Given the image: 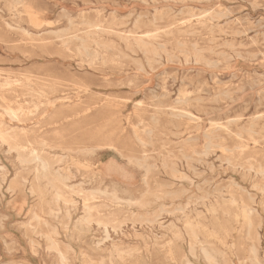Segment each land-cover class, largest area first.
I'll return each mask as SVG.
<instances>
[{"label":"rangeland","instance_id":"1","mask_svg":"<svg viewBox=\"0 0 264 264\" xmlns=\"http://www.w3.org/2000/svg\"><path fill=\"white\" fill-rule=\"evenodd\" d=\"M146 35L149 51L133 40ZM0 125L24 127L47 151L65 154L71 183L110 187L123 174L134 189L122 197L152 201L121 205L122 229H110L111 239L140 249L115 264H207L199 245L190 252L188 217L219 264H250L253 242L264 264V0H0ZM106 143L144 159L147 182L145 169L116 148L85 150ZM110 161L117 172L101 180ZM21 167L0 138V264H61L49 239L66 264H109L111 250L87 247L102 231L75 226L81 196L72 194L78 206L70 217L51 216V193ZM173 167L182 179L174 180ZM217 188L234 198L218 220L202 198ZM165 190L179 197L156 196ZM246 209L258 240L247 236ZM147 213L153 222H133Z\"/></svg>","mask_w":264,"mask_h":264},{"label":"bare ground","instance_id":"2","mask_svg":"<svg viewBox=\"0 0 264 264\" xmlns=\"http://www.w3.org/2000/svg\"><path fill=\"white\" fill-rule=\"evenodd\" d=\"M19 2H21V1H19ZM20 4H22V3H20ZM32 14H34V13L32 12ZM35 17L37 18V14L35 15ZM36 18H34V19H36ZM37 20H38V18H37ZM40 21H42V20H40ZM70 22H71V20H70ZM38 23L39 22H37V24ZM43 23H44V21H43ZM221 32H223V31H221ZM25 33H27V32L25 31ZM146 37H148V35H146V36H138V37L135 36V37H133V40L141 48L145 49L146 51H149L150 50V47H149L148 43L145 40ZM83 50H84V52H86L87 46H84ZM256 72H255V74H256ZM162 76H163V74H162ZM217 78L220 79L219 77H217ZM205 91L207 92V90H205ZM178 92H180V91H178ZM183 92H184V90H183ZM161 97H162V95H161ZM187 98H188V96H187ZM179 99H181V98H179ZM183 99H185V98H183ZM62 100H64V99H62ZM192 100H194V99H192ZM64 104L65 103H63V105ZM175 104L177 105L178 102L175 103ZM172 106H170V107H172ZM173 107H172V109H173ZM184 111H186V110H184ZM9 112H10L11 115L12 114L13 115H16L17 114V113L12 112V111H9ZM170 114H173V113H170ZM180 114H182V113H180ZM261 114L262 113H260V115ZM64 116H66V115H64ZM193 116H194V114H193ZM66 117H68V116H66ZM190 118L193 119V117H190ZM194 121H195V119H194ZM250 125H253L252 122H251ZM2 127H3V125H0V138L4 142H7V143L11 144V147H13V146L15 147V149L17 150V153H18L19 163L22 166L21 168L22 169L28 168L30 170H33L34 173H35V179H36V181L43 182V184H44L45 188L47 189V191L51 193L52 199L50 200L51 207L49 209V214L51 216H54V217H58L59 218L65 212V215L67 217H70L71 216V209L72 208L75 209L78 206V201L76 199H74V197H73L72 194H77L78 196H81V198H82V200L80 202L81 203V206H82L81 207L82 214L75 221L76 228H78L81 231H100V230L102 231V232H97V233H99V235H101V237L97 238L96 236H93L92 238H90V241L88 242V243H90V247L89 246H87V247L88 248H91L92 251H93V253H96L97 254V252H102L103 253V250H107V251L108 250H111L110 253H108L109 254L108 257L110 259L109 260L110 261L109 264H115L114 261H115L116 258H118V257H120L121 259L124 258V257H122V254L121 253H123V252H125V253L129 252L130 253L131 250L132 251L133 250L135 251L137 247H139V249H140V245H139L140 243L138 244V246L136 244H134L135 246L132 245L133 247L130 245L132 248L135 247V249H132L130 246L129 247L127 245L125 246L124 244H122L121 242H119L120 240L119 241H116L114 239H111L110 229H112L115 232H118L119 230L122 229L123 220H120L117 217L118 216V212H119V210L122 207L121 206L122 204L127 203V204H130V205L138 204L140 206H147V205H149V204L152 203L151 200H146V199H144V197L143 198H135L133 196H130V197H125L124 198V197H122L120 195V192L128 193V192L132 191L134 188H133V186L128 185V184H125L124 182H122L120 180V178H123V174H120V177H118V176H117V178L114 177L116 179V180H114V178H113V176L111 174L117 172V166H116L117 163H115L114 161H110L109 163L106 164V167H109L110 169H112V172L111 171H108V170H105V169H103L101 167L100 170H99V172L97 173L98 174V177H100L101 180L106 179V177L113 178V182H112V184H111L110 187L106 186V187H96V188H85L81 183H77V184L76 183H71V180L74 178V176H75L74 174L75 173L73 174L71 171H69V170H67L66 168L63 167V163H64L65 157H66L65 154H61V155L57 156V155L52 154V152L47 151L44 148V146H47L48 145L46 143V140H37V139H35L34 141H32L29 138V136L27 135V131L28 130L26 128H24V127L20 128L19 130L18 129H15L14 132H9V130L7 128L6 129L5 128L3 129ZM225 128H226V126H225ZM34 130H35L34 128H31V130H29V131H34ZM252 130L253 129H251V131ZM17 131H20V132H17ZM252 139L255 142L257 141V139L255 137H252ZM33 142L36 144V146L33 145ZM106 145H108L111 148H116L119 151V153L121 154V156L124 157V158H126V160L128 161L129 164H132L135 167L144 168L145 169V172H144V175H143V181L144 182H147L148 177H149L150 172H151V167H148L147 165H145L144 159L137 158V157H134L132 155L123 153L113 143H106L104 145L103 144L102 145L100 144V145H98L95 148H86L85 150L86 151H93L94 152L96 149L102 148L103 146H106ZM51 147H53V146H51ZM229 162H230V160H229ZM228 164H230V163H228ZM113 165H114V167H113ZM164 165H166V164H164ZM250 167H253L251 165V163H250ZM259 172L262 174L264 172V167L261 168ZM171 175L174 178V180L175 179H182L183 178L182 172L180 170H178V168H176V167L175 168L174 167L172 168ZM83 183H87V181H85ZM172 183H174V182L171 181V183H169V184H172ZM125 185H127V186H125ZM262 188H264V187H262ZM177 192L178 191H173V190H167L166 191L165 190V192L162 193V194H159V193H155V194H156L157 197H160V198L164 196V198L165 197H168L170 199H175V198L179 197V193H177ZM224 192L225 191H223L222 189L217 188L216 189V192H214V193L213 192H210L207 195H204L202 197V198L209 199V202H210V210L214 214L216 220L219 219V215H220L219 213H220V210H221L222 206L224 204L226 205V203L228 201H232L234 199L233 197L232 198H226V196L224 195ZM180 209L182 210L181 207L175 208V210H180ZM197 210H199V209H197ZM27 211H28V209H27ZM251 212L252 211L250 209H246L245 224H246V227H247V236L251 240H258L259 234L255 230L254 225H253V222L251 221ZM33 214H34L33 218H37V219L40 220V216L35 211L33 212ZM183 218H185V217L183 216ZM132 220H133L134 223L138 221V222H140V224L153 222V218H150L148 213L145 214L144 216L141 215V216H139L137 218H134ZM187 220L188 221L185 220L184 223L186 222V225L185 226H186V228L189 231V232H187V234L189 235V238H190V240H189V249H190V252L194 255L195 254V251H196V248H197V245H199L200 246L201 253H202V257L207 262V264H219L218 263V260H217V253H218V251L215 250V249H211L207 245H205V242L200 238L199 232H197V230L195 228V224L192 221H190V218L189 217H188ZM30 224H32V223H30ZM174 227H176V226L175 225H171V228H174ZM67 234L68 233H66V236H67ZM69 234H70V232H69ZM174 234L178 238H182L183 237V233L182 232H174ZM147 238H149V236ZM158 240H162V239H155L156 242H158ZM107 241H111L110 244H109V246L106 245L107 244ZM149 241H151V240H149ZM84 242H85V240H84ZM84 242L81 243V245L84 244ZM87 244H85V245H87ZM46 245H47V243H46ZM46 245H45V247H46ZM48 247H49L48 249H52V250H55L57 252L58 262H60L61 264H66L67 256L59 248L58 241L53 240V239H49ZM88 248H86V249H88ZM84 249H83V251H84ZM249 251H250V255H249L248 258H249V263L250 264H263L262 263V260H261V258L259 256L258 244L256 242H253L250 245V250ZM88 252H87V254H88ZM37 253H36V255H37ZM39 253H41V252H39ZM114 253H117V255L115 256ZM89 254H92V253L90 252ZM103 254L101 255V257L102 258H105V256H107V255L104 254L105 255L104 256ZM97 256H99V254ZM32 258H33V256H32ZM143 258L147 259V258H149V256H147V258L144 256ZM145 259H143L142 261H145ZM94 261H95V259H94ZM36 263H38V262L36 261ZM56 263H57V259H56ZM146 263L147 262L145 261V264ZM186 264H191V262L189 260H187V263Z\"/></svg>","mask_w":264,"mask_h":264}]
</instances>
